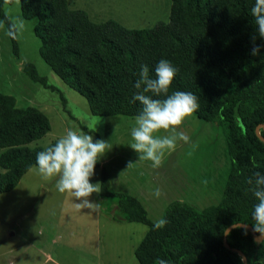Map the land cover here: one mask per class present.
<instances>
[{
  "label": "trees",
  "instance_id": "obj_1",
  "mask_svg": "<svg viewBox=\"0 0 264 264\" xmlns=\"http://www.w3.org/2000/svg\"><path fill=\"white\" fill-rule=\"evenodd\" d=\"M0 0V20L11 22ZM23 18H34L38 55L63 84L81 95L93 115L136 117L141 105L132 102L141 65L155 77V66L169 60L177 73L169 88L191 92L199 108L193 114L214 122L223 133L229 169L219 200L202 209L172 200L161 212L168 223L161 229L147 217L134 196L109 188L108 174L100 168L99 196L114 202L111 219L147 226L133 249L138 264H262L264 244L257 243L241 223L252 228L257 203L247 179L264 174V47L250 54L255 33L250 10L255 0H170L168 21L148 28H126L113 19L93 22L83 9L69 8L66 0H17ZM18 52L17 38L8 37ZM255 43L264 45L257 35ZM24 72L35 83H46L31 62ZM147 95H152L147 93ZM154 99H164V96ZM257 128V133L255 128ZM49 130L44 113L34 107H16L11 95L0 93V192L11 190L20 177L36 166V154L53 145L27 143ZM37 167V166H36Z\"/></svg>",
  "mask_w": 264,
  "mask_h": 264
},
{
  "label": "rangeland",
  "instance_id": "obj_2",
  "mask_svg": "<svg viewBox=\"0 0 264 264\" xmlns=\"http://www.w3.org/2000/svg\"><path fill=\"white\" fill-rule=\"evenodd\" d=\"M66 1L69 8L83 9L93 22L109 18L126 28L167 22L170 6V0ZM3 11L11 21L22 19L24 29L18 34L16 55L10 50L5 29H0V93L11 95L16 107L38 109L49 121V130L28 146L44 147L69 129L105 140L111 148L96 164L91 182H99L103 167L109 188L137 198L153 223L172 200L188 202L198 210L219 200L229 159L216 123L194 114L186 117L177 131L189 136V142L178 141L174 150L165 151L160 167L153 169L151 161L139 160L138 153L129 147L135 117L93 115L85 99L63 84L40 59L39 40L32 31L34 18L21 16L17 0L4 5ZM26 62H31L53 88L32 82L24 72ZM159 134L166 133L161 130ZM129 161L134 163L131 167ZM55 185L56 178L44 179L32 166L11 190L0 192V264H138L133 249L145 234L146 225L111 219L113 200L97 193L89 198L97 204L94 211L78 209L75 203L80 201L67 192L60 193ZM156 189H160L159 197L154 195ZM83 228L91 230L90 243L96 242L97 249H81L88 237H78L76 232ZM55 235L60 238L53 245Z\"/></svg>",
  "mask_w": 264,
  "mask_h": 264
},
{
  "label": "clouds",
  "instance_id": "obj_3",
  "mask_svg": "<svg viewBox=\"0 0 264 264\" xmlns=\"http://www.w3.org/2000/svg\"><path fill=\"white\" fill-rule=\"evenodd\" d=\"M254 18L255 33L251 36L252 49L250 54L257 56L261 47L255 43L257 35L264 40V0H255L250 10ZM0 29H5V21L0 20ZM24 29V21L16 19L9 22L5 35L16 39ZM155 77L149 75L147 65H141L139 78L134 83L137 90L133 93L132 102H139L141 110L135 117L131 128L132 142L129 147L139 155V160L151 161L153 169L159 168L165 151L174 150L178 141L189 142L190 137L184 132L177 131L184 119L199 108L198 97L191 92L174 91L169 94L177 69L167 59H161L155 66ZM151 93L152 95H147ZM164 96V99H154ZM163 130L166 134L160 135ZM111 148L103 139H95L84 131L69 129L53 145L36 154V166L44 179L56 178V189L60 193H69L75 200L78 209L89 208L93 211L97 204L89 198L93 193L101 192L99 182L92 183L95 167L100 158ZM134 163L129 161L128 167ZM127 167V168H128ZM250 191L257 203L253 205L251 218L253 232L258 234L257 243L264 244V174L257 171L247 179ZM156 197L161 195L160 189L154 192ZM168 221L159 219L154 229L163 228ZM240 227V225H235ZM247 234V225H243ZM230 235V231L225 229ZM157 264H168L159 259Z\"/></svg>",
  "mask_w": 264,
  "mask_h": 264
},
{
  "label": "crops",
  "instance_id": "obj_4",
  "mask_svg": "<svg viewBox=\"0 0 264 264\" xmlns=\"http://www.w3.org/2000/svg\"><path fill=\"white\" fill-rule=\"evenodd\" d=\"M88 229L89 228H83L82 231H81V233L80 232H76L77 235H78V237H82V238L88 237V242H86L87 244H82V246H81V249L86 250V252H89V249L90 248H93V247L96 248L97 247V243L96 242L90 243V241L92 242V240H90V236H91L92 232H91V230L88 231ZM76 233L75 232L73 233L74 236H77ZM58 238H60V236L59 235H55V236L52 237V239H51L52 241L51 240H49V241H51V243H53V245H54V244H56V240ZM73 238H76V237H73ZM96 240H98V238L95 239L94 241H96ZM75 247H76V250L77 249L80 250V246L75 245ZM40 263L41 262H39L38 264H40ZM48 263H49V261H46V262H44L42 264H48ZM50 264H59V263H57L56 261H54L53 263H50Z\"/></svg>",
  "mask_w": 264,
  "mask_h": 264
},
{
  "label": "water",
  "instance_id": "obj_5",
  "mask_svg": "<svg viewBox=\"0 0 264 264\" xmlns=\"http://www.w3.org/2000/svg\"><path fill=\"white\" fill-rule=\"evenodd\" d=\"M257 128L258 127L255 128V132L256 133H257ZM261 140L264 141V138H261ZM235 225L243 226V225H246V224L235 223V224L229 225L225 229L229 230L230 228L234 227ZM225 229H224L223 235H222V243H223V245L226 248H229L228 244L226 243V233H225ZM247 229L251 232L252 238L256 241V238L258 237V234L255 233V232H253L252 228L249 225H247ZM233 250H235L241 256L242 264H246V257L239 250H237V249H233Z\"/></svg>",
  "mask_w": 264,
  "mask_h": 264
},
{
  "label": "built area",
  "instance_id": "obj_6",
  "mask_svg": "<svg viewBox=\"0 0 264 264\" xmlns=\"http://www.w3.org/2000/svg\"><path fill=\"white\" fill-rule=\"evenodd\" d=\"M263 264H264V258H263Z\"/></svg>",
  "mask_w": 264,
  "mask_h": 264
}]
</instances>
